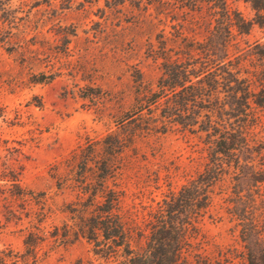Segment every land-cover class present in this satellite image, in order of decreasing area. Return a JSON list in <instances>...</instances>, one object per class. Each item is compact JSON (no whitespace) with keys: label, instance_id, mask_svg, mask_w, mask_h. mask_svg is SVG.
I'll use <instances>...</instances> for the list:
<instances>
[{"label":"rangeland","instance_id":"1","mask_svg":"<svg viewBox=\"0 0 264 264\" xmlns=\"http://www.w3.org/2000/svg\"><path fill=\"white\" fill-rule=\"evenodd\" d=\"M26 1L28 17L12 40L0 44V249L22 253L32 232L43 239L34 264H116L120 256L98 253L86 238L65 243L52 236L56 226L73 225L65 209L77 197L72 185L59 188L58 181L76 174L89 140L119 129L138 96V73L156 88L167 58L202 56L198 43L215 24L210 5L206 0H71L65 7L63 0H48L30 8L34 0ZM228 2L245 18L255 17L250 3ZM20 4L13 0L14 7ZM256 40L264 41L258 25L249 35L236 36L229 48L234 65L241 57L238 68L262 69L249 46ZM254 113L250 137L264 145V107L254 105ZM210 145L205 132L177 126L166 133H137L125 149L117 181L135 249L145 246L163 199L205 170ZM261 158L252 162L258 169L264 167ZM250 171L246 167L236 175L239 170L225 167L188 264H249L241 221L230 209L239 192L264 233V183L260 190L252 186ZM14 185L42 196L12 195Z\"/></svg>","mask_w":264,"mask_h":264},{"label":"trees","instance_id":"2","mask_svg":"<svg viewBox=\"0 0 264 264\" xmlns=\"http://www.w3.org/2000/svg\"><path fill=\"white\" fill-rule=\"evenodd\" d=\"M20 1V6L14 7L13 0H0V44L12 40L14 30L29 15L30 10L24 8L27 1ZM206 1L215 24L206 41L198 43L202 56L180 61L167 58L156 88L144 84L138 73V96L121 118L119 129L100 141L89 140L81 149L76 174L59 179L58 187L72 185L77 197L65 209L74 223L56 226L52 233L56 239L67 243L86 238L98 253L120 256L116 264H188V255L196 247L194 241L201 235L200 223L212 204L213 187L225 167L239 170L236 175L249 167L248 180L260 190L264 167L258 169L252 162L260 155L264 159V145L251 139L250 130L257 121L254 105L264 107V41L249 44L262 67L259 71L238 68L241 57L234 65L229 48L238 34L249 35L254 25L264 28V0H244L255 11L251 20L233 9L228 0ZM43 3L48 5V0H34L30 8ZM62 4L70 7L71 0ZM191 7L197 8V3ZM177 126L206 133L211 144L210 163L163 199L145 246L135 249L122 211L124 191L117 181L122 155L137 133H166ZM14 186L12 195L35 196ZM235 200L230 210L241 221L248 263L264 264V233L258 229L252 206H242L239 192ZM41 241L39 235L28 233L22 253L0 249V264H34Z\"/></svg>","mask_w":264,"mask_h":264}]
</instances>
